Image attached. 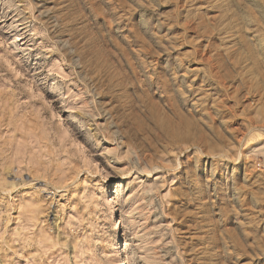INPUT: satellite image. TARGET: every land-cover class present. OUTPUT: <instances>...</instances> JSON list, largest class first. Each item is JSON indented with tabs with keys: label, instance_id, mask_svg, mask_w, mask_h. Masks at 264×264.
<instances>
[{
	"label": "rangeland",
	"instance_id": "obj_1",
	"mask_svg": "<svg viewBox=\"0 0 264 264\" xmlns=\"http://www.w3.org/2000/svg\"><path fill=\"white\" fill-rule=\"evenodd\" d=\"M0 264H264V0H0Z\"/></svg>",
	"mask_w": 264,
	"mask_h": 264
},
{
	"label": "bare ground",
	"instance_id": "obj_2",
	"mask_svg": "<svg viewBox=\"0 0 264 264\" xmlns=\"http://www.w3.org/2000/svg\"><path fill=\"white\" fill-rule=\"evenodd\" d=\"M117 231V230H116ZM120 233L118 232L117 234H116V237H117V235H119Z\"/></svg>",
	"mask_w": 264,
	"mask_h": 264
}]
</instances>
